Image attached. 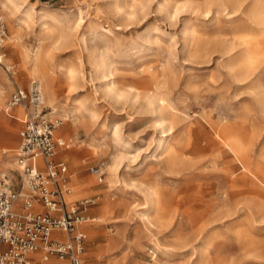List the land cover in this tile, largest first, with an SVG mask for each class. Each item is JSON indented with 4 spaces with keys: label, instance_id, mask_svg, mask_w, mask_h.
<instances>
[{
    "label": "rangeland",
    "instance_id": "obj_1",
    "mask_svg": "<svg viewBox=\"0 0 264 264\" xmlns=\"http://www.w3.org/2000/svg\"><path fill=\"white\" fill-rule=\"evenodd\" d=\"M0 14V175L18 180L13 65L61 120L67 201L91 200L82 264H150L151 248L159 264H264V0H0Z\"/></svg>",
    "mask_w": 264,
    "mask_h": 264
},
{
    "label": "built area",
    "instance_id": "obj_2",
    "mask_svg": "<svg viewBox=\"0 0 264 264\" xmlns=\"http://www.w3.org/2000/svg\"><path fill=\"white\" fill-rule=\"evenodd\" d=\"M7 38L0 14V48ZM5 72L11 79L16 73L13 65ZM12 84L7 107L22 109L23 126L13 154L18 180L0 175V264H45L51 258L81 264L86 235L78 225L87 220L84 211L91 200L67 201L71 192L67 165L54 159L56 146H67L64 140L54 139L61 120L44 105L38 80L30 78L27 86ZM88 170L102 182L104 172L99 166L91 165ZM20 198L22 205L17 209ZM36 202L42 209L35 208ZM36 254L38 259H33L31 255ZM148 254L150 264H159L155 249Z\"/></svg>",
    "mask_w": 264,
    "mask_h": 264
},
{
    "label": "bare ground",
    "instance_id": "obj_3",
    "mask_svg": "<svg viewBox=\"0 0 264 264\" xmlns=\"http://www.w3.org/2000/svg\"><path fill=\"white\" fill-rule=\"evenodd\" d=\"M1 58H2V55H0V59ZM0 63H1V61H0ZM162 132H163L162 136H164L165 132L164 131H162ZM223 138H224V141H225L226 145L228 146V148L231 149L234 152V154L236 155V158L239 161H241L242 154H244V151H245V145L237 142L235 140L236 138H233V136H231V135H225V137L223 136ZM64 143H65V141H64ZM218 144H219L218 142L209 140V146L216 148V150L220 149ZM252 177L255 181H257L259 184H261L264 188V170L263 169L258 170L255 174H252ZM236 180H241V181L246 182L247 176L245 174H243L238 179L236 178ZM254 195H255L254 197L256 198V205H257L256 207L258 209H259V207L262 208L264 206V192H260L259 194H254Z\"/></svg>",
    "mask_w": 264,
    "mask_h": 264
},
{
    "label": "crops",
    "instance_id": "obj_4",
    "mask_svg": "<svg viewBox=\"0 0 264 264\" xmlns=\"http://www.w3.org/2000/svg\"><path fill=\"white\" fill-rule=\"evenodd\" d=\"M192 7H194V8H200L199 7V4H196V3H194V4H192L191 5ZM208 7V6H207ZM7 74V73H6ZM8 75V74H7ZM16 75H17V71H16V73H15V76H13V78L11 79V84H12V81L14 82V83H16L17 85H20V83L18 82V80L16 79ZM8 77H9V75H8ZM15 77V78H14ZM2 82H0V84H1ZM20 86H22V85H20ZM12 90H13V84H12ZM12 92V91H11ZM11 94V93H10ZM1 98V97H0ZM15 108V107H14ZM14 108H12V109H14ZM5 123L4 121H1V123ZM20 122H21V127H20V129L22 128V126H23V124H22V119H20ZM18 137H19V135H18ZM19 142H20V138H19V140H18V144L17 145H19ZM18 147V146H17ZM3 153H5V151H3ZM69 195V194H68ZM68 197V196H67ZM69 201V200H68ZM77 201V200H76ZM21 205H22V199L20 198V199H18L17 201H16V203H15V206H16V208L17 209H20L21 208ZM36 206H35V208H39V209H42V207L36 202V204H35ZM90 219V218H89ZM92 220H95L96 218H91ZM62 237H63V235H61ZM83 253V252H82ZM31 257L33 258V259H38V255L36 254V255H31ZM81 261H82V257H81ZM69 264L68 263V261L67 260H58V259H55V258H51L49 261H47L45 264ZM81 264H82V262H81Z\"/></svg>",
    "mask_w": 264,
    "mask_h": 264
}]
</instances>
